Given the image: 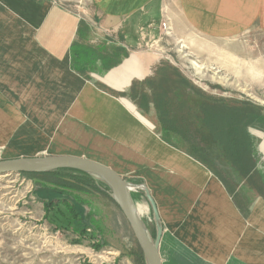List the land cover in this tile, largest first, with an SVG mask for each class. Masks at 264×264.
Segmentation results:
<instances>
[{
  "label": "crops",
  "instance_id": "obj_1",
  "mask_svg": "<svg viewBox=\"0 0 264 264\" xmlns=\"http://www.w3.org/2000/svg\"><path fill=\"white\" fill-rule=\"evenodd\" d=\"M175 13L212 40L264 32V0H0V133L20 136L22 157H79L122 176L162 232L163 264H264V124L247 128L241 166L216 156L212 171L165 141L153 105L144 114L124 95L170 51L160 23ZM80 45L128 56L87 79L73 69Z\"/></svg>",
  "mask_w": 264,
  "mask_h": 264
},
{
  "label": "rangeland",
  "instance_id": "obj_2",
  "mask_svg": "<svg viewBox=\"0 0 264 264\" xmlns=\"http://www.w3.org/2000/svg\"><path fill=\"white\" fill-rule=\"evenodd\" d=\"M174 16L172 34L164 35L163 41L170 51L162 62L177 67L203 91L201 102L212 105L208 97L218 106L250 102L264 116V32L212 40L197 35L178 14ZM190 97L196 99L193 94ZM197 143L201 148L209 146ZM23 144L20 136L0 133V160L29 155ZM212 151H204L207 161L218 155ZM221 165L213 168L219 171ZM35 185L33 178L21 174L0 176V264H137L129 253L138 250V242L114 200L96 191L80 193L82 199L75 208L83 225L91 229L78 235L72 232L77 225L62 216L61 212H67L62 203L49 211L39 201ZM42 197L54 200L47 192ZM92 210L98 214L96 219ZM142 220L151 234L150 224Z\"/></svg>",
  "mask_w": 264,
  "mask_h": 264
},
{
  "label": "trees",
  "instance_id": "obj_3",
  "mask_svg": "<svg viewBox=\"0 0 264 264\" xmlns=\"http://www.w3.org/2000/svg\"><path fill=\"white\" fill-rule=\"evenodd\" d=\"M98 50L102 55L97 54L90 45L75 47L73 69L90 79L87 73L94 72V67L98 64L104 72H108L120 65L128 56V52L121 47L112 51L102 45ZM191 94L196 99L191 98ZM124 95H128L144 114L148 113L150 106L153 105L165 141L171 143V137H174L181 143H188L189 147L186 151L197 160L205 162L212 171H215L214 165L212 160H206L205 150L208 153L217 150L218 155H216L220 160L241 166L243 158L250 151L247 143H251V137L247 128L251 124H264L263 114L250 102L218 106L212 97H208L212 105L204 101L203 107L199 103L201 97L205 96L203 91L198 89L177 67L167 62L157 66L153 76L144 82H134L130 91ZM198 141L201 145L209 146L201 148ZM21 175L35 180V193L39 195V201L49 211H54L55 206L62 203L67 210V212H61L62 216H67L77 225V229L73 228L72 232L78 235L91 229L83 225L81 212L75 208L82 199L79 196L80 193L96 191L116 202L112 187L105 180L86 172L60 169L49 173H21ZM45 192L50 196L53 195L54 200L44 199L42 196ZM58 195L64 196L60 199ZM68 197L74 200L73 204L67 203ZM90 214L95 219L98 216L94 210ZM53 220L57 219L54 217ZM157 235L156 231L151 234L154 241ZM129 254L135 257L137 264H148L139 246L137 251Z\"/></svg>",
  "mask_w": 264,
  "mask_h": 264
},
{
  "label": "water",
  "instance_id": "obj_4",
  "mask_svg": "<svg viewBox=\"0 0 264 264\" xmlns=\"http://www.w3.org/2000/svg\"><path fill=\"white\" fill-rule=\"evenodd\" d=\"M60 169L86 172L105 180L112 187L116 203L129 222L147 263L163 264L160 254L162 232L158 233L154 241L137 212L128 182L113 169L98 162L72 156L19 157L0 160V176L49 173ZM149 200L151 201L150 198ZM153 208L156 212L157 209L154 205Z\"/></svg>",
  "mask_w": 264,
  "mask_h": 264
},
{
  "label": "built area",
  "instance_id": "obj_5",
  "mask_svg": "<svg viewBox=\"0 0 264 264\" xmlns=\"http://www.w3.org/2000/svg\"><path fill=\"white\" fill-rule=\"evenodd\" d=\"M160 31L164 35H170L172 34V25H171V19L165 15L163 20L160 23Z\"/></svg>",
  "mask_w": 264,
  "mask_h": 264
},
{
  "label": "bare ground",
  "instance_id": "obj_6",
  "mask_svg": "<svg viewBox=\"0 0 264 264\" xmlns=\"http://www.w3.org/2000/svg\"><path fill=\"white\" fill-rule=\"evenodd\" d=\"M135 207H136V205H135ZM136 209H137V207H136ZM138 210H139V211H137L138 214H139V213L142 214V212L144 211V210L142 211V208H141V207H140V208L138 207ZM140 214H139V215H140Z\"/></svg>",
  "mask_w": 264,
  "mask_h": 264
}]
</instances>
